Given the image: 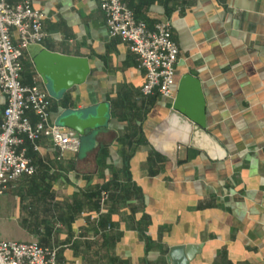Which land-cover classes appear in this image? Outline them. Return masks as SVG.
Listing matches in <instances>:
<instances>
[{
  "label": "crops",
  "instance_id": "obj_1",
  "mask_svg": "<svg viewBox=\"0 0 264 264\" xmlns=\"http://www.w3.org/2000/svg\"><path fill=\"white\" fill-rule=\"evenodd\" d=\"M29 1L45 36L23 50L20 82L47 93L52 122L106 108L76 153L23 141L34 173L0 193V239L56 246V264H169L185 244L198 245L185 264H264V0H123L147 27L169 23L171 97L141 94L144 71L94 0ZM42 50L83 58L84 79L67 85L76 69L50 70ZM184 73L199 82L203 128L171 109ZM3 106L0 94V121ZM101 186L112 195L94 223Z\"/></svg>",
  "mask_w": 264,
  "mask_h": 264
},
{
  "label": "built area",
  "instance_id": "obj_2",
  "mask_svg": "<svg viewBox=\"0 0 264 264\" xmlns=\"http://www.w3.org/2000/svg\"><path fill=\"white\" fill-rule=\"evenodd\" d=\"M94 1L103 15L107 35L124 40L138 67L143 69L141 94L171 97L178 50L170 36L168 21L158 20L147 27L123 0ZM41 17L29 0H0V94L4 98L0 121V193L20 176L34 173V165L22 146L24 140L35 149L34 142L46 138L58 156L63 152L76 153L79 148V135L74 130L50 121L47 93L35 83L20 82L23 50L30 44L41 43L45 36ZM28 112L35 118L33 124ZM105 199L106 193L100 191L96 211L88 215L89 220L97 222ZM78 238L92 236H81L76 231L72 240ZM56 257V246L0 239V264H56Z\"/></svg>",
  "mask_w": 264,
  "mask_h": 264
},
{
  "label": "water",
  "instance_id": "obj_3",
  "mask_svg": "<svg viewBox=\"0 0 264 264\" xmlns=\"http://www.w3.org/2000/svg\"><path fill=\"white\" fill-rule=\"evenodd\" d=\"M44 58L50 70L72 68L76 69L73 78H66V84L80 83L87 72V66L83 58L60 55L42 50L38 55V60ZM50 62L52 64H50ZM36 68L44 77H50V72L40 69L39 62L35 60ZM96 116L92 117L89 113L90 107L79 110L65 109L58 115L57 125L64 126L74 130L79 136H82L86 129L94 128L100 125L104 120L106 105L104 102L97 103L93 107ZM171 109L178 112L181 116L191 121L195 126L204 127L202 97L199 89L198 80L189 73L182 74L177 81L174 100ZM198 250V245L185 244L171 246L167 252L166 260L169 264H185L193 254Z\"/></svg>",
  "mask_w": 264,
  "mask_h": 264
},
{
  "label": "trees",
  "instance_id": "obj_4",
  "mask_svg": "<svg viewBox=\"0 0 264 264\" xmlns=\"http://www.w3.org/2000/svg\"><path fill=\"white\" fill-rule=\"evenodd\" d=\"M100 191H104L105 193H106V199H105V203H104V210L103 211H105L106 210V208L108 207V204H109V202H110V199H111V195H112V193L110 192V190L108 189V187L107 186H101L100 188H98L97 190H96V208H97V201H98V195H99V192ZM102 214V213H101ZM100 214V215H101Z\"/></svg>",
  "mask_w": 264,
  "mask_h": 264
}]
</instances>
